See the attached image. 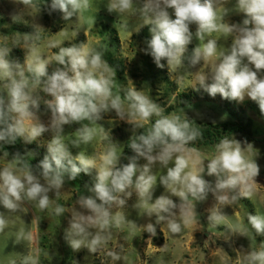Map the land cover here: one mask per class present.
I'll list each match as a JSON object with an SVG mask.
<instances>
[{"label":"clouds","instance_id":"clouds-1","mask_svg":"<svg viewBox=\"0 0 264 264\" xmlns=\"http://www.w3.org/2000/svg\"><path fill=\"white\" fill-rule=\"evenodd\" d=\"M19 2L29 5L32 0ZM227 2L144 0L139 9L143 21L141 26H149L151 32V39L144 51L154 58L159 68L164 67L162 60L167 61L170 70L181 67L188 45L193 40L190 26L195 25V38L201 43L193 49L189 62L196 65L204 61L211 65L212 73L210 84L206 83L207 76L204 73H197L199 84L213 97L220 94L225 99L243 101L247 96L257 102L260 111L264 113V0H236L235 10L245 17L237 24L223 22V17L229 13V9L223 7ZM50 7L59 10L63 14L62 18L67 21L87 11L91 7V0H52ZM169 9L172 10L171 14ZM107 10L110 13L127 14L134 10V0H109ZM136 31H139V27ZM219 31L232 37L228 51H218L217 39L211 38L213 33ZM36 38L39 39V36ZM59 43H51L50 47H57ZM9 51L7 47H0V80L7 81L4 85L7 99L0 95V142L14 143L18 137L25 135L31 141L48 131L35 118L32 109H39V97H34L30 91V87L34 89L40 86V77L45 76L47 79L43 82L42 91L53 98L44 101L51 109L50 127L53 130L59 131L63 125L84 120L94 124L102 118V112L110 110H114L120 119H124L127 114L131 118L130 122L150 121L153 116L159 118L155 119L146 134L131 141L129 146L136 157H132L122 167L117 166L119 155L114 146L100 157L99 163L83 153L77 155L74 162L62 138L55 135L48 145L49 155L40 163L47 186L30 170L18 175L12 165L0 169V205L4 209L16 211L22 199L26 198L35 201L40 210H46L51 205L48 192L52 189L59 191L64 183L65 172L69 173V179H75L81 171L87 173L89 169L97 168L96 182L89 189L94 195L81 196L78 201L89 214L74 213L67 232L73 250L86 247L90 253H95L101 245L107 243L108 237L101 233L113 224L119 228L124 223L125 217L120 212L113 215L110 209L113 204L123 206L125 200L119 194L131 196L132 193L127 189L132 187L148 215L155 214L157 224L167 221V229L172 234L181 233L182 223L183 226L188 224L189 218L194 215L191 205H181V223L171 218V210L177 205L168 197L161 195L149 204L151 190L156 182L155 176L148 175L149 167L157 161L165 166L174 161V166L167 167L166 175L160 177V183L182 201H188L189 196L195 200H204L208 192L212 191L214 194L221 193L216 196L220 204L228 205L237 200V195H229L237 189L240 196L251 198L253 193L249 181L254 183L260 169L257 163L245 159L238 142L222 139L216 146L215 155L208 159L207 175L216 177L213 188L201 175L205 172L203 162L191 158L190 153L195 149L187 147L200 133L191 129L187 121L181 122L179 116L161 115L157 104L136 90L129 91L127 99L131 103L125 110L121 96L113 94L115 74L102 59L100 51L88 49L85 45L61 47L54 59L63 67L48 75L49 60L33 48L27 59V70L35 76L31 86L19 64L6 58ZM96 133V128L85 125L78 130L77 139L72 143L77 147L80 143L88 144ZM156 149L159 151L154 155ZM137 157L147 160L139 176H136ZM65 211L64 206H55L57 216ZM209 219L220 222L225 217L214 210ZM247 222L257 234L264 235V214H249ZM6 226L7 221L0 214V232ZM93 228L97 229L95 234L90 231ZM144 230L152 236L156 235L152 223H148ZM20 238L18 236L17 241ZM108 255L113 260L121 258L116 252H109ZM246 259L248 264H264V247L250 252ZM23 264H39V258L29 255L24 258Z\"/></svg>","mask_w":264,"mask_h":264},{"label":"rangeland","instance_id":"rangeland-1","mask_svg":"<svg viewBox=\"0 0 264 264\" xmlns=\"http://www.w3.org/2000/svg\"><path fill=\"white\" fill-rule=\"evenodd\" d=\"M235 2L228 0L223 5L229 9L223 22L237 24L245 18L243 13L235 10ZM51 3L52 0H32L31 4L23 5L19 0H0V47L10 50L6 58L19 64L30 86L35 76L27 70V59L33 48L49 60L47 74L51 75L57 68L63 67L54 59L59 49L76 46L78 37L87 33L85 46L100 51L102 59L113 70V94L121 96L125 110L131 103L127 99L129 91L136 90L157 104L161 115L179 116L181 122L187 121L190 126L196 123L243 126L248 134L236 133L224 139L238 142L245 159L257 163L260 172L254 178V183L249 181L253 193L251 198L240 196L237 189L229 193L230 196L237 195V200L228 205L220 204L216 196L221 193L214 194L212 191L208 192L204 200L189 196L188 201H182L160 183V177L166 175L167 167L174 166V161H170L167 166L157 161L149 167L148 175L156 177L149 204L161 195L168 197L177 205L171 210V218L181 223V205H191L194 215L189 218L188 224L183 226L182 223L181 233L172 234L167 229V221L157 224L156 215H148L132 187L127 189L132 193L131 196L119 194L125 204H113L110 209L113 215L120 212L125 217L124 223L119 228L113 224L101 233L108 237L107 243L95 253H90L86 247L73 250L67 236L73 214H89L78 201L81 196L94 195L89 191L92 186L63 177L64 183L59 191L52 189L48 192L51 205L46 210H40L35 201L26 198L22 199L16 211H9L0 205V214L7 221L6 228L0 232V264H23L24 258L29 255L38 256L39 264H248V254L264 247V235L257 234L247 222L249 214H264V113L260 111L258 103L247 96L243 101H238L222 98L220 94L214 97L209 95L196 80L197 73H204L207 76L206 83L212 82L211 65L204 61L196 65L183 62L181 67L170 70L167 61L162 60L164 67H157L154 58L144 51L151 39L149 26H141L143 21L139 9L144 0H134V10L123 15L107 10L109 0H91V7L87 11L67 21L59 10L51 9ZM169 12L171 14L172 10L169 9ZM138 27L139 31H136ZM195 28V25L190 26L193 40L185 54L190 55L191 50L201 43L195 38ZM211 38L217 39L218 51L230 49L232 37L222 31L213 33ZM54 42L60 43L57 47H50ZM111 62L116 65L115 68ZM46 79V76L40 77L41 85L34 89L30 87V91L34 97H39V109H32L35 118L48 131L31 141L26 135L20 137L26 150L36 158L43 157L45 152L48 156L50 141L59 135L74 162L75 157L83 153L99 163L100 157L114 146L119 155V166L126 142L134 139L145 127L150 129L155 119L159 118L153 116L150 121L130 122L131 118L127 114L124 119H120L114 110H110L102 112V118L94 124L84 120L63 125L59 131L53 130L50 127L51 109L44 103L53 98L42 91ZM5 83L7 81L0 80V95L7 99ZM85 125L97 129L94 139L88 144L74 146L72 141L77 139L78 130ZM3 143L0 142V169L12 165L17 174L22 175L23 170L18 164L4 155ZM218 144L189 147L195 149L190 153L192 160L203 162L205 172L201 175L213 188L216 177L208 176L206 167L208 159L215 155ZM158 151L154 150L153 154ZM136 164V176H139L147 160L137 157ZM97 172V168H92L87 172V177L96 182ZM136 176L133 177L134 181ZM36 177L47 186L43 177ZM57 204L66 209L59 216L54 212ZM214 210L225 219L220 222L210 220ZM148 223L155 226V236L144 230ZM90 231L95 234L97 229ZM18 236L21 237L19 241ZM109 252H116L121 258L113 260Z\"/></svg>","mask_w":264,"mask_h":264},{"label":"trees","instance_id":"trees-1","mask_svg":"<svg viewBox=\"0 0 264 264\" xmlns=\"http://www.w3.org/2000/svg\"><path fill=\"white\" fill-rule=\"evenodd\" d=\"M85 41H86L85 35L83 34L80 35L78 37V43L76 46L79 47L81 45H85ZM192 51L193 49L191 50L190 55L185 54L183 61L185 64H190L189 60L192 55ZM111 64L114 66V68L116 67V65L113 64V62H111ZM191 129L197 130L200 133V135L197 137L195 141L190 142L189 145H187L188 147L213 146L215 144H218L227 135L231 136L236 133L246 132L244 127L238 124H224V125L215 126L212 124L206 125V124L196 123L193 126H191ZM148 130L149 128L145 127L137 134V136L134 139L139 137L141 134H146ZM132 140L126 142L124 155L118 167H122L123 165L128 164L131 158L136 156V153L129 146ZM2 146L4 151L7 152V157L13 159L18 164L21 170L23 171L30 170L33 175L43 177L40 163L41 161H43L45 156H47L46 152L43 157L40 158L34 157L32 154L28 152V150H26L25 144L23 143L20 137H18L14 143H10V144L3 143ZM65 164H67V162H65ZM64 178L69 179L68 172L64 173ZM69 180L87 186H93L95 184L94 181H92L89 177H87V173L84 171H81L76 176L75 179H69Z\"/></svg>","mask_w":264,"mask_h":264}]
</instances>
